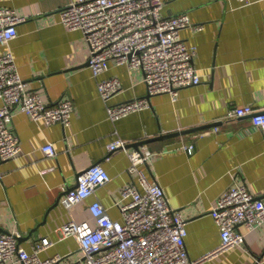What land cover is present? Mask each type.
<instances>
[{
    "label": "crops",
    "instance_id": "obj_1",
    "mask_svg": "<svg viewBox=\"0 0 264 264\" xmlns=\"http://www.w3.org/2000/svg\"><path fill=\"white\" fill-rule=\"evenodd\" d=\"M72 1L0 0V8L26 18L18 25L11 50L28 89L49 106L71 99L75 107L68 127L34 121L14 108L9 127L19 136L22 150L14 159L0 157V229L20 231V243L29 252L49 237L54 245L41 256L61 254L65 258L57 264H73L82 252L75 238L62 237V225L73 218L94 223L88 207L96 199L123 221L115 203L122 189L138 179L129 172L128 153L146 144L156 159L143 168L186 219L190 257L215 250L221 230L211 213L219 198L245 184L264 200V130L250 116L225 120L235 107L264 110V0H165L163 15L185 12L194 24L204 26L181 32L196 47L194 64L202 82L182 88L176 100L169 94L150 96L142 70L112 62L106 77H118L123 89L111 103L146 97L152 105L116 121L109 118L89 67L85 36L60 21L61 10ZM118 138L127 141L125 149L109 151L108 144ZM47 143L56 146L54 158L43 151ZM189 145L193 152L185 148ZM96 163L111 180L68 210L62 204L64 191L77 185L79 172ZM238 228L246 234L245 243L202 264H264V226Z\"/></svg>",
    "mask_w": 264,
    "mask_h": 264
},
{
    "label": "built area",
    "instance_id": "obj_2",
    "mask_svg": "<svg viewBox=\"0 0 264 264\" xmlns=\"http://www.w3.org/2000/svg\"><path fill=\"white\" fill-rule=\"evenodd\" d=\"M242 3L254 0H239ZM165 0H73L60 12V21L70 30H79L89 45V67L98 80L100 96L107 104L108 116L116 121L152 107L149 98L141 97L122 104L111 103L122 91L118 77H106L110 65L127 66L144 72V82L150 96L169 94L176 100L182 88L202 82V75L194 64L197 50L189 46L182 31L204 29L194 24L188 13L163 15ZM26 18L11 8H0V157L17 158L21 142L9 127L14 108L19 107L32 120L47 124L70 126L75 107L70 99L53 106L47 105L37 92L28 89V83L19 73L11 42L18 36V25ZM255 127L264 130V110L252 105L232 108L226 121L249 117ZM127 141L120 138L108 144L109 151L125 149ZM193 152L194 146L185 147ZM43 151L49 158L57 155L54 143H47ZM129 172L137 182L127 184L115 205L123 221L114 219L99 200L88 207L94 223L78 222L74 218L62 225L63 238H75L82 252L73 264H202L215 259L245 243L243 225L249 231L264 226V200L250 192L245 184L231 188L221 196L212 209V217L221 230L218 247L197 259L190 257L186 247L187 221L180 211L173 209L162 186L148 175L144 165L156 158L146 144L128 153ZM75 187L66 189L62 204L68 209L86 201L97 189L111 180L100 163L92 164L77 175ZM18 230L0 229V264H57L65 256L56 254L43 258L41 253L54 245L43 237L29 252L20 239Z\"/></svg>",
    "mask_w": 264,
    "mask_h": 264
},
{
    "label": "water",
    "instance_id": "obj_3",
    "mask_svg": "<svg viewBox=\"0 0 264 264\" xmlns=\"http://www.w3.org/2000/svg\"><path fill=\"white\" fill-rule=\"evenodd\" d=\"M88 64H89V63H88ZM139 145H140V144H139ZM139 145H138V146H139Z\"/></svg>",
    "mask_w": 264,
    "mask_h": 264
}]
</instances>
